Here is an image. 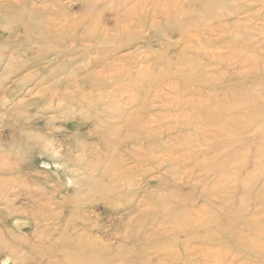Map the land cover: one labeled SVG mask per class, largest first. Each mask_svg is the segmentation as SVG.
<instances>
[{"label": "rangeland", "instance_id": "rangeland-1", "mask_svg": "<svg viewBox=\"0 0 264 264\" xmlns=\"http://www.w3.org/2000/svg\"><path fill=\"white\" fill-rule=\"evenodd\" d=\"M19 1L0 0V195L29 191L43 220L11 217L8 227L24 240L4 238L17 257L4 254L0 264H264V0H140L117 25L115 8L121 14L138 0H29L51 5L41 14L49 28L77 22L78 33L92 34L75 47L83 54L70 79H81L77 117L70 108L33 115L45 102L34 98L39 87L14 93L17 81L62 61L36 53L50 47L18 43L33 35L24 23L14 28L10 6ZM36 54L26 70L10 73ZM25 97L33 105L26 123L56 115L45 128L62 138L58 158L30 153L37 141L10 133L19 125L8 113L27 116L20 107L9 112L12 101Z\"/></svg>", "mask_w": 264, "mask_h": 264}, {"label": "bare ground", "instance_id": "bare-ground-1", "mask_svg": "<svg viewBox=\"0 0 264 264\" xmlns=\"http://www.w3.org/2000/svg\"><path fill=\"white\" fill-rule=\"evenodd\" d=\"M6 1V0H5ZM51 2H54V3H57L58 0H50ZM167 1V0H166ZM11 2V1H9ZM9 2H6L9 3ZM47 2V1H46ZM139 2L140 0H138L136 3H137V6L136 7H132V8H126L125 12L121 13V14H118L117 12V7L115 8V11H114V15L115 18H114V22L115 23L114 25H117L118 22L121 20V18H127V19H130L132 16L130 15L131 11L132 13H134V11L136 10V8L138 7L139 5ZM164 2V1H163ZM14 2H11V5L13 4ZM156 3V2H155ZM57 5V4H56ZM122 5V8L126 7L127 6V1H124V3H121ZM129 5V4H128ZM141 5V4H140ZM155 5V4H154ZM161 5H163L161 3ZM160 5V6H161ZM169 5V3H168ZM120 6V5H119ZM142 6V5H141ZM130 7V6H129ZM174 7V6H172ZM181 7V6H180ZM28 8V12L26 11V9ZM50 8V10L52 9L51 5H44L43 7H40L38 3H33L32 1H29V0H20L17 5H13V6H10V11L13 12V14H15L18 18L17 21H15L13 24H14V28H17L20 26V22L21 23H24L23 25L24 26H30L31 29H32V32H33V35L30 37V36H25L23 38V40L19 41L18 43L19 44H30L32 42L34 43H37L40 45V47H50L49 50L46 49L44 50L43 49H39L36 53L37 54H40V56H44L45 54H55L56 57H59L62 61L60 62V64L53 68V69H50L48 70L47 74H42V76H39L37 77L36 74H33V73H29L26 77L23 78V80L21 81H17L16 84H19L16 89V91L14 93H17V92H22V93H25L23 95L24 96H27L28 94H31V91H33V89H35L36 87H39V93H40V96L39 97H34L36 98L38 101L41 100V96H44L45 97V102L42 104V105H36V112L33 114V115H44L45 112H53V113H56L58 111H62V109H69V115L71 117H77V109H80L82 108V105L84 103V101L81 103V99L78 97V89L74 88L76 87V85L79 83V81L81 80H77L74 79L73 81H70V79L73 77V75H75L76 73L79 72V70L81 69L80 66H78V64L76 65V61H78V58L80 56H82L83 54H79L75 47H76V44H78L80 41H86V40H90L92 38V34L90 33H78V23H73V24H65V23H62V24H59L58 27H56V29H52V28H49V22L46 20L43 22V17H41V14L45 11H47L48 9ZM169 8V7H167ZM184 8V7H182ZM96 9V8H95ZM140 9V8H139ZM186 9V7H185ZM143 10V9H142ZM184 11V9L182 10ZM181 12V11H180ZM185 12V11H184ZM182 12V14L184 13ZM166 13V11H165ZM76 14V13H75ZM104 14V12H103ZM169 14V13H168ZM176 14V13H175ZM4 13H1L0 14V21L2 22H6L4 21L5 20V17H4ZM151 16V15H150ZM154 16V15H153ZM167 16V15H166ZM177 16V15H176ZM180 16V15H179ZM182 16V15H181ZM64 17V16H63ZM169 17V16H168ZM66 19V17H64ZM201 18V17H200ZM152 19V17H151ZM149 19V20H151ZM131 20V19H130ZM170 20V19H169ZM179 20V19H178ZM177 21V20H176ZM72 22V21H71ZM70 22V23H71ZM174 22V21H173ZM178 23V21H177ZM226 25V24H225ZM147 26V25H146ZM232 27V26H231ZM146 28V27H145ZM224 28V27H223ZM158 29V28H157ZM228 29V28H227ZM114 30H117L114 29ZM222 31V30H221ZM119 35V34H118ZM104 40H111V36L109 34H106ZM121 42V41H120ZM128 43V42H126ZM122 44V43H121ZM53 49L55 51H53L52 53L50 52L51 50L50 49ZM18 49H16L17 51ZM49 51V52H48ZM37 54L34 56H32L31 58L29 57H23L21 60L19 61H15L14 64L12 65L11 69H10V73H15V74H19L22 70H26V68H28L29 66H31V64H33V60L36 59V57H39L37 56ZM81 61V60H80ZM120 61V60H119ZM118 61V62H119ZM123 61V60H122ZM125 62V61H124ZM114 63V62H113ZM98 64H100L99 61H90L88 62L86 65H84V68H87V69H90L94 66H97ZM122 64V63H121ZM124 64V63H123ZM122 64V68L123 67H126L123 66ZM130 64V63H129ZM116 66V65H115ZM104 67L110 69V63L108 62V64H104ZM120 67V68H121ZM70 69V70H69ZM107 69V71H108ZM119 69V68H118ZM118 69L116 68L115 71H118ZM121 70V69H120ZM97 71V70H96ZM100 71V70H98ZM112 71V70H111ZM101 72V71H100ZM24 73V72H23ZM99 73V72H98ZM102 73V72H101ZM104 73V72H103ZM60 74H63V77L61 78H56L54 79L55 77H57L58 75ZM105 74V73H104ZM26 75V74H25ZM130 75V74H128ZM3 76H0V79L2 78ZM60 77V76H59ZM100 77H101V74H100ZM77 78V77H75ZM85 78V77H84ZM22 79V77H21ZM86 79V78H85ZM89 79V78H88ZM87 79V81H88ZM2 81L0 82V84H2L5 80V77H3L1 79ZM92 80V79H91ZM90 80V81H91ZM108 81V79H107ZM32 83L33 85L32 86H28V84ZM89 83V82H88ZM47 84V86H45ZM27 86V87H26ZM43 86V87H42ZM89 86V85H88ZM102 86V85H101ZM2 88H4V85L1 86ZM12 86L8 87L7 90H9V88H11ZM81 88V87H80ZM81 91H84L83 89ZM81 93V92H80ZM85 93V91H84ZM82 94V93H81ZM17 95V94H16ZM84 95V94H83ZM121 96V95H120ZM11 97H14V96H11ZM18 97V96H17ZM86 97V96H85ZM16 98V97H15ZM11 99V98H10ZM13 99H11L12 101ZM90 100V99H89ZM115 100V99H114ZM198 100V99H197ZM94 101V100H92ZM99 101V100H98ZM97 101V103H98ZM132 100H130V103H131ZM87 103V101H85ZM91 103V101H88ZM100 102V101H99ZM116 102H118L116 100ZM115 102V103H116ZM196 102V101H195ZM96 104V103H95ZM93 104V106L95 105ZM109 104H113V103H109ZM127 104V103H126ZM89 105V104H87ZM104 105V104H103ZM102 105V106H103ZM121 105V104H120ZM86 105H84L85 107ZM96 106V105H95ZM101 106V105H99ZM17 107H20L21 109H25L24 112H26V115L24 119H21V117H18L16 118V116H12L11 114L15 113V112H12V110H16ZM33 105L30 104L29 100H26V97L24 99H17V100H14L12 101V104H11V108H10V111L9 112H12V113H8L7 115V121L9 120L10 123L12 125H16L18 124L19 125V129H17L16 131H14V128L11 130V134H17V136H20V138L24 137L26 139H31L33 141H37L36 143L33 144V146L31 147L30 149V153H33V152H36L38 155L42 156V157H47V158H58L63 152H64V149L63 147L60 148V145H61V139L62 138H59L60 136H51V135H48L47 134V130L45 128V125H48L49 122L53 121L55 118H56V115L55 114H51V115H48L47 117H45L44 120H39L37 122H35V124H28V120H30V118H32L31 114L29 115L30 113V110L32 109ZM105 107V105H104ZM121 107H124L123 105ZM102 110V109H101ZM103 111V110H102ZM23 112V113H24ZM20 113V111H19ZM17 114V113H16ZM22 114V112H21ZM20 115V114H19ZM24 116V115H23ZM79 116V115H78ZM174 116V115H173ZM212 116V115H210ZM208 116V118L210 117ZM80 117V116H79ZM207 117V116H206ZM205 117V118H206ZM214 117V116H213ZM224 117V116H223ZM109 118V117H108ZM107 118V119H108ZM126 118V117H125ZM211 118V117H210ZM42 119V118H41ZM218 119V118H217ZM123 120V119H122ZM208 120H212V119H208ZM28 122V123H26ZM125 122V121H124ZM220 122V121H219ZM144 125V124H143ZM143 125H138L139 127H143ZM207 126V125H206ZM113 126L110 127V129L112 128ZM117 127V126H116ZM8 128V127H7ZM115 128V127H114ZM119 127H117V129H119ZM144 128V127H143ZM142 128V129H143ZM72 130V129H71ZM126 130V129H125ZM129 130V129H128ZM131 130V129H130ZM111 131V130H110ZM118 132H120V130H116ZM115 131V132H116ZM133 132H135L133 129H132ZM144 131V130H143ZM142 131V132H143ZM199 131V130H198ZM117 132V133H118ZM137 132V131H136ZM108 133V131H107ZM111 133V132H109ZM108 133V134H109ZM125 133V132H124ZM10 134V135H11ZM106 134V137L109 136L110 138V135L112 136V134L108 135ZM119 134V133H118ZM126 134V133H125ZM154 134V133H153ZM9 135V136H10ZM108 135V136H107ZM114 135V134H113ZM128 135V134H127ZM126 135V136H127ZM138 135V134H136ZM135 135V136H136ZM8 136V137H9ZM124 136V135H122ZM126 136H125V139H126ZM129 136V135H128ZM134 136V135H133ZM142 136V135H140ZM150 136V135H148ZM66 137V136H65ZM114 137V136H113ZM118 137V136H117ZM131 137V136H130ZM146 137V136H145ZM151 137V136H150ZM64 138V137H63ZM75 138V137H74ZM108 138V139H109ZM116 138V137H115ZM119 138V137H118ZM121 138V137H120ZM134 139V137H132ZM136 138V137H135ZM149 138V137H147ZM113 139V138H111ZM110 139V140H111ZM140 139V137H139ZM144 139V138H143ZM47 141V143H49V145L47 144H40L41 141ZM65 140V139H64ZM104 140H105V137H104ZM114 140V139H113ZM112 140V141H113ZM116 140H119L116 138ZM124 140V139H123ZM128 140V139H127ZM63 141V140H62ZM66 141V140H65ZM141 141V140H140ZM103 142V141H102ZM105 142H107L105 140ZM133 142V141H131ZM138 141H136L135 144H137ZM43 143H46V142H43ZM109 143V142H107ZM114 143H117L114 141ZM121 143V141H120ZM125 143V142H124ZM127 143V141H126ZM143 144V142H141ZM195 143V142H194ZM5 144V143H3ZM119 144V143H118ZM131 143H129L130 145ZM133 144V143H132ZM153 144V143H152ZM17 145V144H16ZM62 146V145H61ZM116 146V145H115ZM114 146V147H115ZM118 146V145H117ZM116 146V147H117ZM109 147V146H107ZM112 147V146H111ZM110 147V148H111ZM125 147V145H124ZM123 147V148H124ZM137 147V146H136ZM77 148V147H76ZM122 149V147H120ZM157 148V147H156ZM18 149V148H17ZM77 150V149H75ZM115 150V149H114ZM139 150V148H138ZM101 151V150H100ZM99 151V152H100ZM117 153H118V149H116ZM98 152V153H99ZM115 152V151H114ZM104 153V152H103ZM131 153V152H130ZM133 153V152H132ZM131 153V154H132ZM105 154H107V152H105ZM119 154V157H120V153ZM129 154V152H128ZM94 155V154H93ZM98 154H96L97 156ZM109 155V154H108ZM116 155V154H115ZM66 156V155H65ZM69 156V155H68ZM95 156V155H94ZM102 156V154H101ZM100 156V157H101ZM113 157V156H112ZM116 157V156H114ZM137 157V156H136ZM63 158V157H62ZM98 158V157H96ZM106 158V157H105ZM111 158V156H110ZM109 158V161L112 159L114 160L113 158L110 159ZM122 158V156H121ZM120 158V159H121ZM138 158V157H137ZM156 158V157H155ZM158 158V157H157ZM66 159V158H65ZM116 159H119V158H116ZM141 159V158H140ZM138 159V160H140ZM122 160V159H121ZM137 160V159H136ZM154 160V159H153ZM158 160V159H157ZM101 161V160H100ZM119 161V160H118ZM118 161L116 162L115 161V164L118 163ZM125 161V160H124ZM138 162V161H137ZM183 162V161H182ZM62 163V162H61ZM155 163V162H154ZM94 164V163H93ZM97 164V163H95ZM119 164V163H118ZM156 164V163H155ZM80 165V164H79ZM114 165V163H113ZM84 166V165H83ZM96 166V165H95ZM107 166V164H106ZM112 166V165H111ZM110 162H109V171H110ZM118 166V165H117ZM121 166H123L121 164ZM120 166V167H121ZM75 167V166H74ZM105 167V166H104ZM119 167V168H120ZM124 167V166H123ZM192 167V166H191ZM87 168V167H86ZM92 168V167H91ZM94 168V167H93ZM92 168V169H93ZM115 168V167H114ZM125 168V167H124ZM127 168V167H126ZM156 168V167H155ZM79 169V167H78ZM78 169H74V170H78ZM85 169V167L83 168ZM89 169V168H87ZM105 169V168H104ZM107 169V168H106ZM111 172L113 171V167L111 168ZM116 169L118 170V168L116 167ZM158 169V167L156 168ZM193 169V168H192ZM86 170V169H85ZM116 170V172H118ZM123 170V168L121 169V171ZM126 170V169H125ZM125 170L123 172H125ZM0 171H4V169L2 167H0ZM94 171V169H93ZM107 171V170H106ZM107 171V172H109ZM119 171V173L121 172ZM5 172V171H4ZM99 172V171H98ZM105 172V171H104ZM105 172V173H107ZM116 172H115V175H116ZM114 173V172H113ZM112 173V174H113ZM28 174V173H27ZM98 174V173H97ZM111 174V175H112ZM23 175V174H22ZM113 177V179H115V177L118 175H116ZM121 174H119L120 176ZM20 176V175H19ZM106 176V175H105ZM21 177V176H20ZM23 177V176H22ZM88 177V176H85V178ZM90 177V176H89ZM88 177V178H89ZM109 177V176H107ZM112 177V176H111ZM116 177V178H117ZM1 178V177H0ZM4 178V177H3ZM6 178V177H5ZM37 178V177H35ZM84 178V179H85ZM88 178H86L88 180ZM104 178V176H103ZM106 178V177H105ZM123 178V177H121ZM91 179V178H90ZM95 179V178H94ZM109 179V178H107ZM105 179V180H107ZM124 179V178H123ZM86 180V181H87ZM111 180V179H110ZM109 180V181H110ZM121 180V179H120ZM127 181L128 178H126ZM125 180V182H126ZM103 181V180H101ZM116 182L117 179H115ZM123 181V180H122ZM30 182V181H29ZM115 182V183H116ZM114 183V181L112 182ZM129 182H126L125 184L127 185ZM34 184V183H33ZM131 184V183H130ZM29 185V184H27ZM32 185V183H31ZM39 185V184H38ZM92 185V184H91ZM122 185V184H121ZM42 186V185H41ZM29 187V186H28ZM93 187V185H92ZM42 189V187H40ZM39 188V189H40ZM5 189V188H4ZM53 190V189H52ZM46 191V190H45ZM55 192L57 190H54ZM1 192V191H0ZM35 192V191H34ZM47 192V191H46ZM3 194V193H2ZM35 194V193H34ZM34 194H32L34 196ZM37 194V193H36ZM35 194V196H36ZM10 195H14L15 198L14 200L13 199H10ZM50 195V194H49ZM54 195V192H51V196ZM34 196V198H35ZM48 196V195H47ZM50 196V197H51ZM25 198V200L27 201L25 204L26 205H29L31 203L32 205V202H31V195H30V192L29 191H19L18 193L15 192L14 190L13 191H6L4 193V195H0V224L2 225V228H0V258L4 255V254H7V255H11L13 258H16L17 255L15 253V250L13 249V247L9 246L7 247L6 245V242H2V240L5 238H9V240H12V241H23L24 238L21 237V235H15L14 234V230H12L11 228H9L8 226V223H10V220H11V217H17V216H25L27 219H30L31 223H34V226H37V224L43 220V218L40 216V212H42L43 210L41 209V207H37V205L33 204L32 206L30 207H27L25 204H22L20 205V201H18L19 203L17 204V202L15 201L16 199H22V198ZM102 197V196H101ZM52 198V197H51ZM46 199H44L45 201ZM64 200V199H63ZM77 201V200H76ZM87 201V199H86ZM96 201V200H95ZM5 203V204H4ZM62 203V202H61ZM77 203V202H76ZM4 204V205H2ZM9 204V205H8ZM60 203L59 202H55V205L56 206H60L59 205ZM13 205H15L13 207ZM52 205V204H51ZM50 204H46L45 206L48 208V212L50 213L52 210H53V207L51 206ZM5 211H3V210ZM55 209V208H54ZM57 209V208H56ZM47 210V209H46ZM45 211V210H44ZM48 213V214H49ZM61 213V212H60ZM7 238V239H8ZM28 241V240H27ZM8 244V243H7ZM27 246V245H26ZM248 246V245H247ZM28 248V247H26ZM31 249V248H30ZM31 251V250H29ZM18 253V252H17ZM41 259V258H40Z\"/></svg>", "mask_w": 264, "mask_h": 264}]
</instances>
